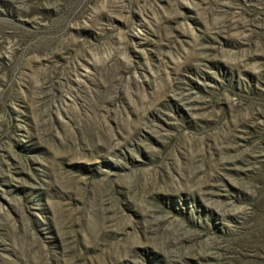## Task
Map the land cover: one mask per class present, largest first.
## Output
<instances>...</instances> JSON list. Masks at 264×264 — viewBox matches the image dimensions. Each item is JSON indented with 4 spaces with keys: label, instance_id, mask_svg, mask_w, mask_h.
Listing matches in <instances>:
<instances>
[{
    "label": "rangeland",
    "instance_id": "374dc122",
    "mask_svg": "<svg viewBox=\"0 0 264 264\" xmlns=\"http://www.w3.org/2000/svg\"><path fill=\"white\" fill-rule=\"evenodd\" d=\"M0 264H264V0H0Z\"/></svg>",
    "mask_w": 264,
    "mask_h": 264
}]
</instances>
